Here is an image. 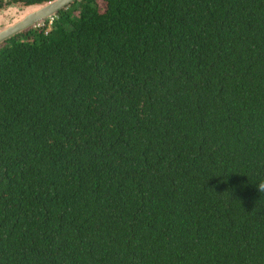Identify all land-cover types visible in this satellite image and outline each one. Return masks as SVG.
I'll return each instance as SVG.
<instances>
[{
  "label": "trees",
  "instance_id": "1",
  "mask_svg": "<svg viewBox=\"0 0 264 264\" xmlns=\"http://www.w3.org/2000/svg\"><path fill=\"white\" fill-rule=\"evenodd\" d=\"M48 20L0 46V264H264V0Z\"/></svg>",
  "mask_w": 264,
  "mask_h": 264
},
{
  "label": "water",
  "instance_id": "2",
  "mask_svg": "<svg viewBox=\"0 0 264 264\" xmlns=\"http://www.w3.org/2000/svg\"><path fill=\"white\" fill-rule=\"evenodd\" d=\"M67 0H55L43 5H31L15 11L10 8L0 14V46L9 38L32 28L37 27L60 9H63Z\"/></svg>",
  "mask_w": 264,
  "mask_h": 264
},
{
  "label": "flooded vegetation",
  "instance_id": "3",
  "mask_svg": "<svg viewBox=\"0 0 264 264\" xmlns=\"http://www.w3.org/2000/svg\"><path fill=\"white\" fill-rule=\"evenodd\" d=\"M55 0H0V14L9 10L10 8L14 9H23L25 7L31 5H43ZM84 0H67L64 8H68L70 6H81ZM60 9L58 13L61 11ZM57 13V14H58Z\"/></svg>",
  "mask_w": 264,
  "mask_h": 264
},
{
  "label": "built area",
  "instance_id": "4",
  "mask_svg": "<svg viewBox=\"0 0 264 264\" xmlns=\"http://www.w3.org/2000/svg\"><path fill=\"white\" fill-rule=\"evenodd\" d=\"M55 16H56V15H53L52 17L49 18V20H48L49 27H48V29H47L46 32H48L49 29H51V25L53 24V21H54ZM46 23H47V21H44L43 23H39V24L37 25V27L44 26Z\"/></svg>",
  "mask_w": 264,
  "mask_h": 264
},
{
  "label": "clouds",
  "instance_id": "5",
  "mask_svg": "<svg viewBox=\"0 0 264 264\" xmlns=\"http://www.w3.org/2000/svg\"><path fill=\"white\" fill-rule=\"evenodd\" d=\"M260 188H261L262 190H264V182H262V183L260 184Z\"/></svg>",
  "mask_w": 264,
  "mask_h": 264
},
{
  "label": "rangeland",
  "instance_id": "6",
  "mask_svg": "<svg viewBox=\"0 0 264 264\" xmlns=\"http://www.w3.org/2000/svg\"><path fill=\"white\" fill-rule=\"evenodd\" d=\"M102 6H104V5H102ZM12 9H14V8H12ZM15 11H17L18 9H14ZM7 11V10H6ZM9 11V10H8Z\"/></svg>",
  "mask_w": 264,
  "mask_h": 264
}]
</instances>
